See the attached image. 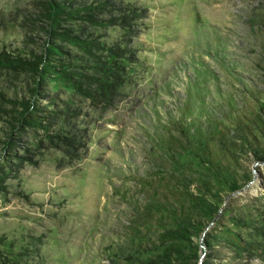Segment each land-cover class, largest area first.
<instances>
[{
	"label": "rangeland",
	"instance_id": "1",
	"mask_svg": "<svg viewBox=\"0 0 264 264\" xmlns=\"http://www.w3.org/2000/svg\"><path fill=\"white\" fill-rule=\"evenodd\" d=\"M214 201L185 264H264V0H0V264L158 262Z\"/></svg>",
	"mask_w": 264,
	"mask_h": 264
},
{
	"label": "trees",
	"instance_id": "2",
	"mask_svg": "<svg viewBox=\"0 0 264 264\" xmlns=\"http://www.w3.org/2000/svg\"><path fill=\"white\" fill-rule=\"evenodd\" d=\"M52 5L53 15L51 16V29L48 31L50 35L56 36L61 35L63 38L70 41V43L75 44L80 47H87L89 45L88 40L82 38L81 36H78L74 34L73 30L66 29L64 32L58 31V25L60 24V21L65 17L68 20L74 21V19H83L85 18H95L93 14H95L96 9L94 4L90 5H84V6H74V5H58V3L54 2ZM93 13V14H92ZM60 33V34H58ZM52 51L55 52V46H53ZM61 50L60 48H57ZM14 66L22 67L25 70L34 71L39 73L40 71V65L45 62L46 57H39L34 56L32 57V60H17V59H11L8 60ZM39 60V61H37ZM66 73V72H65ZM28 110L29 107H26ZM233 190H236V186H232ZM209 205V206H208ZM204 210H206V219L209 223L206 222H200V221H191L189 223H184L179 225L175 228H170L165 230L159 235V242L160 246L164 249V254L161 255L162 260L159 259L158 262L152 261L150 264H173L175 260L182 261V263L185 264V262H191L192 259L187 256V250L189 247H191L195 240L194 238H200L202 237L205 229L215 220V218L218 216L221 207L217 202H209L204 206ZM223 214V212L221 213ZM217 219L216 223L214 225H218L220 222V216ZM207 254V258H209ZM253 258V257H251ZM175 259V260H174ZM199 264V260H198ZM206 264V260L202 263Z\"/></svg>",
	"mask_w": 264,
	"mask_h": 264
},
{
	"label": "water",
	"instance_id": "3",
	"mask_svg": "<svg viewBox=\"0 0 264 264\" xmlns=\"http://www.w3.org/2000/svg\"><path fill=\"white\" fill-rule=\"evenodd\" d=\"M223 212V209H221L220 210V212H219V214H218V216L215 218V220L207 227V229L205 230V232L203 233V236H205L206 235V232L212 227V226H214V224L216 223V221H217V219L219 218V215L221 214ZM202 241H203V238H202ZM205 253L204 254H202V256H201V260H200V263L199 264H202L203 263V258L205 257Z\"/></svg>",
	"mask_w": 264,
	"mask_h": 264
}]
</instances>
